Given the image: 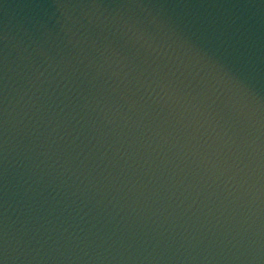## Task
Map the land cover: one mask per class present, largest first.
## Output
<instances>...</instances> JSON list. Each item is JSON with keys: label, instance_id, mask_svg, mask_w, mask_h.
I'll return each instance as SVG.
<instances>
[{"label": "water", "instance_id": "95a60500", "mask_svg": "<svg viewBox=\"0 0 264 264\" xmlns=\"http://www.w3.org/2000/svg\"><path fill=\"white\" fill-rule=\"evenodd\" d=\"M0 264H264V0H0Z\"/></svg>", "mask_w": 264, "mask_h": 264}]
</instances>
